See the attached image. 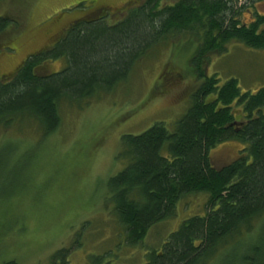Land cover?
Here are the masks:
<instances>
[{"label": "trees", "instance_id": "trees-1", "mask_svg": "<svg viewBox=\"0 0 264 264\" xmlns=\"http://www.w3.org/2000/svg\"><path fill=\"white\" fill-rule=\"evenodd\" d=\"M135 1L112 23L110 9L100 7L57 37L54 47L30 55L4 77L0 126L29 120L47 139L60 129L64 107L80 109L114 92L151 53L179 35H191L194 39H182L198 45L189 62L200 82L192 105L174 132L157 123L141 135L122 138L119 156L127 165L108 180L107 203L126 243L135 247L152 227L174 219L184 199L206 193V214L185 220L161 249L147 254L145 264H264V222L256 225L264 220V87L243 93L236 79L221 85L205 68L211 56L224 55L231 44L264 51V15L253 13L250 23L241 21L247 6L240 0H175L170 5L138 0L130 8ZM19 27L17 20L0 16V51L12 52L6 38ZM63 59L67 62L60 71L38 73ZM174 66L168 63L163 76ZM172 79L179 80L178 75L167 88L174 85ZM232 141L243 146L237 159L216 167L211 153ZM69 253L57 252L53 264H67ZM100 258L96 264H103Z\"/></svg>", "mask_w": 264, "mask_h": 264}, {"label": "rangeland", "instance_id": "rangeland-1", "mask_svg": "<svg viewBox=\"0 0 264 264\" xmlns=\"http://www.w3.org/2000/svg\"><path fill=\"white\" fill-rule=\"evenodd\" d=\"M131 1L1 2L0 16L17 20L20 27L6 38L12 52L0 51V82L30 55L54 47L57 37L76 21L94 16L100 7L110 9L111 23L121 20ZM164 2L170 5L175 0ZM239 3L247 6L241 17L245 23L251 22L253 13L264 15V0ZM183 37L179 35L151 53L114 92L96 97L80 109L64 107L60 129L47 139L29 120L16 121L8 128L0 126V264H53L54 255L63 249L70 251L67 264H96L100 257L103 264H145L147 254L161 249L185 220L206 214L209 195L190 196L179 205L174 219L159 222L142 244L133 247L126 243L113 206L107 203L108 180L127 165L119 156L122 138L141 135L157 123L174 132L192 105L200 82L189 62L198 45ZM66 62L47 63L38 73L58 72ZM168 63L175 66L163 76ZM205 68L209 76H218L221 85L236 79L243 93L264 87V51L231 44L224 55L211 56ZM174 73L179 80L172 79L174 85L167 88ZM242 147L235 141L219 145L211 153L213 164H229ZM263 222L258 221L257 228Z\"/></svg>", "mask_w": 264, "mask_h": 264}]
</instances>
